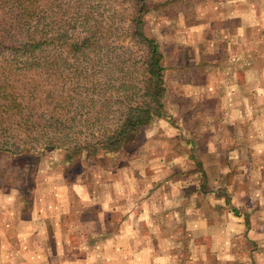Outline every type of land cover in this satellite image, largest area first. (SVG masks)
<instances>
[{"label": "crops", "instance_id": "1", "mask_svg": "<svg viewBox=\"0 0 264 264\" xmlns=\"http://www.w3.org/2000/svg\"><path fill=\"white\" fill-rule=\"evenodd\" d=\"M258 32V43L264 46V30ZM208 53L200 56L204 63ZM253 56L246 59V69L252 70L246 72L247 84L257 77ZM189 82L181 90L171 89L168 81L166 117L144 129L154 130L160 123L172 133L168 140H187L190 153L160 160L170 169L174 164L169 167V162L189 159L193 170L165 169L167 175L156 188L145 191L135 181L140 189L114 194H104L103 188L114 190L121 179L96 176L93 183L81 180L61 183L56 191L33 192V199L25 200L23 191L19 203L12 199L13 186L6 192L0 186V264H264V103L256 109L249 100L264 88L251 83L250 95L236 91L238 82L218 70ZM188 96L194 102L189 106L184 104ZM256 125H262L261 131ZM144 149L137 157L150 169L157 155L142 154ZM211 153L217 163L230 161L232 167L225 172L215 167L210 174L203 161ZM196 169L198 181L187 184L185 176L193 177ZM176 213L180 228L165 227ZM216 222L226 232L215 234L208 228ZM213 250L223 262L212 260L207 252Z\"/></svg>", "mask_w": 264, "mask_h": 264}, {"label": "trees", "instance_id": "2", "mask_svg": "<svg viewBox=\"0 0 264 264\" xmlns=\"http://www.w3.org/2000/svg\"><path fill=\"white\" fill-rule=\"evenodd\" d=\"M125 1L132 16L120 20V8L95 0H0V156L61 149L69 163L119 152L166 117L149 2Z\"/></svg>", "mask_w": 264, "mask_h": 264}, {"label": "rangeland", "instance_id": "3", "mask_svg": "<svg viewBox=\"0 0 264 264\" xmlns=\"http://www.w3.org/2000/svg\"><path fill=\"white\" fill-rule=\"evenodd\" d=\"M95 1L101 2L109 9L114 6L120 8L124 13L122 16L120 15L122 12L117 11L116 18L120 20L132 16L130 10H127L129 3L125 0ZM148 2L149 8L143 15L144 31L161 46L167 66L166 84L169 81L171 89L187 88L189 80L203 78L206 74L212 73V70H218L221 76H230L232 82L237 81L239 86H234L236 91L241 89L242 93L246 92L250 95L248 86L251 83H254L256 88H264V46L258 43V38L262 35L258 31L264 30V0H148ZM113 11L110 10L111 13ZM234 27L239 28V32H236ZM240 36L244 40L242 46L237 43L241 40ZM123 40L124 45L134 44L130 36L124 37ZM205 51L209 52L211 56L208 55V57L213 61L209 59L208 63L201 61L200 56ZM137 53L141 56L142 50H138ZM250 56H253L252 61H254L255 72L253 71V74H257V77L255 75L254 81H249L247 84L246 72H252L246 69V59H250ZM259 92H255L254 97L249 96V100L256 104V109L258 105L262 108L264 103V91L259 90ZM242 98L245 99L243 95ZM171 99H176V96ZM184 104L189 106L194 102L188 96ZM255 128L261 131L262 125H256ZM171 135L168 127L159 123L154 130L144 129L136 141L128 144L119 152L101 151L90 156L84 153L69 163L63 160L61 149L23 153L27 156L7 152L0 156V186L5 188L4 192L8 187H14L15 194L12 199L16 203L23 200V191L26 193L25 200L33 199V192L56 191L61 183L70 185L81 180L93 183L96 176L108 178L110 182L119 179L122 181L120 186L118 185L119 187H115L114 190L110 189L111 187H104V194H114L118 191L130 193L133 189H140V184H136L135 181L141 182L142 187H147L145 190L147 191L149 188L158 187L167 175L164 173L167 169L165 162H162L160 157L167 154L173 157L176 154L182 155L191 151L187 140H168L167 138ZM259 135V138H263L262 132ZM176 138L179 139V135H176ZM143 148L145 149L142 154L148 151L157 155V160L150 163V169L146 168L142 159L137 157ZM210 149L213 150L212 147ZM205 156L207 158L203 162L205 168L209 169L208 172H211L210 174H213L215 167L221 169L222 172L232 167L230 161L225 164L217 163L218 159H215L214 153L205 154ZM228 159L231 160V158ZM188 160L179 157L167 164L169 167L170 164H174L167 170L172 169L178 172L182 168L193 170L195 166H190ZM196 171L197 169L193 177L185 176L188 177L184 179L187 184H192L191 181H198ZM178 177L183 178V175ZM207 179L210 185L214 184V177L208 175ZM50 199L46 197L44 200ZM135 211L138 209L135 208ZM240 211L243 210L240 209ZM176 215L174 222L166 221L165 227L180 228L181 220L178 218L181 216L178 213ZM208 228H211L215 234L226 232V227L221 223L218 225V222L211 224ZM242 228L243 225L240 224V230ZM143 232L146 230L143 229ZM214 243L210 241V247L213 248ZM207 253L216 262L224 261L223 257L216 255L215 250Z\"/></svg>", "mask_w": 264, "mask_h": 264}]
</instances>
